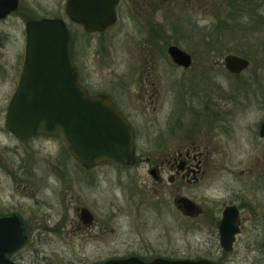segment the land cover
Wrapping results in <instances>:
<instances>
[{"label": "flooded vegetation", "instance_id": "flooded-vegetation-1", "mask_svg": "<svg viewBox=\"0 0 264 264\" xmlns=\"http://www.w3.org/2000/svg\"><path fill=\"white\" fill-rule=\"evenodd\" d=\"M68 3L69 0H0V104L5 98L8 100L5 112L0 105V132L21 142L47 136L17 137L7 126V115L24 69L30 23L48 18L63 20L70 34L72 59L81 84L92 95H108L134 130L133 162L105 161L86 167L76 160L78 167L84 173L94 174L101 166H116L125 174L146 162L147 173L155 181L152 189L155 195L161 196L168 190L173 224L176 226L178 222L180 227H188L189 234L194 236L201 234L197 237L198 249L178 253L170 238L169 243L160 248L161 243L148 239L145 230L133 231L140 237L138 241H130L127 227H100L94 201L90 200L89 206L75 204L71 207L74 195L72 198L68 195L66 201L61 197L59 203L55 194L50 203L55 212L50 207L47 212H38L17 201L13 208L4 209L0 199V217L18 218L24 227V240L20 244L14 231L13 239L8 241L2 239L0 230V264H103L110 260L150 263L157 259L202 264H264V80L258 74V69L264 68V61L254 74L242 76L254 61L253 56L264 55V42L257 43V48L251 47L252 40L264 30V0H119L117 20L105 30L95 32L87 31L83 24L69 16ZM122 12L143 22L142 30L148 35L143 45L147 46L146 52L156 58L163 51L176 67L186 71L187 80L179 83L188 92L198 94L193 99L185 95L186 89L177 91L178 86L173 85V104L166 124L159 121V114L150 116L148 112L131 111L128 98L121 103L120 98L125 96L122 81L93 82L79 63L76 26L84 36L106 35L120 21ZM164 12L169 14L172 23L169 32L157 23L158 15H165ZM179 36L199 41L191 42L189 48L177 42ZM162 38L170 40L163 49ZM243 39L249 42V47L241 48L237 43ZM206 40L217 45L208 47L212 42ZM171 47L188 54L190 64L176 62L170 54ZM212 54L223 57L217 66L234 78L230 89L219 81L214 86L215 91L212 86L199 84L207 73L208 64L198 56ZM228 56L246 58L249 64L233 72L226 63ZM145 67L148 73L142 75L137 86L135 103L155 104L156 98L162 95L155 81L150 80L155 60L146 61ZM147 146L158 154L143 159L141 153ZM53 163L57 170L52 174L57 177L61 166ZM27 168L30 166L26 161H19L15 166L18 172H26ZM138 176L146 182L145 176ZM13 177L17 189L27 191L25 194L31 197L28 184L25 187L24 181L17 183L14 172ZM155 185H162L159 188L162 193L157 192ZM71 210L74 215L70 218ZM14 223L9 222L4 227H17ZM68 225L70 228L65 229ZM64 231L75 232L77 238H82L78 233H86L83 239L92 246V255L81 249V245L77 251L76 247H71L67 255L64 250L62 253L53 250L51 245L64 243ZM46 245L51 248H45Z\"/></svg>", "mask_w": 264, "mask_h": 264}, {"label": "rangeland", "instance_id": "rangeland-1", "mask_svg": "<svg viewBox=\"0 0 264 264\" xmlns=\"http://www.w3.org/2000/svg\"><path fill=\"white\" fill-rule=\"evenodd\" d=\"M139 19L137 18V20ZM137 20L122 12L120 21L106 35L102 36L81 35L76 26V54L89 80L103 84L112 83L114 80L122 81L125 84L122 87L125 89L123 93L125 96L120 98L121 103H124L128 98L127 100L131 103L129 104L131 111L148 112L150 116L159 114V121L166 124V117L173 104V85L178 86L177 91L186 89L179 83L180 80L182 82L185 79L187 80L186 71L176 67L163 51L156 58L146 52L147 46L143 45L147 41L148 35L142 30V27H144L143 22ZM157 23H160V26L166 32H169L172 26L168 13L165 15L163 13L159 14ZM260 32L263 33L259 34L255 38L256 40H252V48H257V43L264 42V30ZM165 35L169 37L168 34L165 33ZM178 39L177 42L180 45L189 48L191 42L196 43L199 41L185 40L182 36H179ZM168 40V38L160 39L162 49ZM211 42L212 44L208 47L217 45V42ZM237 43L240 44L241 48L249 47V42L246 39L238 40ZM222 58V56L216 54L198 56L199 60L203 59L208 64L206 66L207 73L203 75L202 81L199 83L201 86L202 84L203 86H212L215 91L217 89L214 86L219 81L224 88H231L234 78L229 75V72L217 66ZM252 58L254 61L243 72L242 76L244 78L250 76L251 73L254 74L264 61V55L253 56ZM150 59L155 60V71L151 70L150 80L155 81L156 89L160 90L162 95L159 99L156 98L155 104H150L147 101L144 103L139 101L137 104L135 103L137 98L136 89L142 80V75L146 76L148 73L145 70V63L146 61L148 63ZM258 74L261 80H264V68L258 69ZM107 87L109 88V86ZM148 88L152 89V87ZM217 94L215 92L214 96ZM185 95L195 98L198 94L191 93L190 90L188 92L186 89ZM7 101L6 98L4 101L1 100L2 112L6 111ZM150 130L153 131V128L150 127ZM0 143V199L4 209L13 208L14 201H17L21 205L26 203L35 211L38 209V212H47L49 207L53 208L50 203L55 194L58 195L59 203L61 197H65L66 201L68 195L71 198L74 195L75 199L70 200L71 207H74L75 204L89 206L90 200L94 201L93 208L96 210L100 227H127L130 241H138L140 236L135 234V231L145 230L144 234L148 236V239L151 241L157 239L158 243H161L158 246L160 248L167 245L170 238L174 242L175 250L178 253L183 254L198 249L199 241H197V237L201 234L194 236L192 233L189 234L188 227H180L178 222L176 226L173 224L174 220L171 212L173 205L168 190L162 193V189H159L162 185H155L158 189L157 192L162 193L161 196L155 195L156 193L152 190L155 181L147 173L148 165L146 162L140 165L144 168L135 167L125 174L120 172L118 167L109 165L99 167L93 171L94 174H88L78 167L76 158L69 150L68 143L61 138L40 136L21 142L1 131ZM8 146L12 148L9 149ZM149 149L150 147L147 146L142 151L143 159L146 156L153 158L158 154ZM19 161L28 162L30 168H27L26 172H18L15 166L18 165ZM53 161L61 166V168H58L60 174L58 173L57 177L52 174L54 169L57 170L53 167ZM13 172L18 178L17 183L24 181L26 185H23L25 187L28 184V192L31 193V197L25 194L27 191L17 189L18 186L16 187ZM136 172L138 173L136 174ZM138 175L145 176L146 182H142ZM44 186L48 189H44ZM59 209H61L60 205L58 206ZM53 211L55 212L54 208ZM111 214L113 216L111 222H109ZM73 215L74 212L72 211L69 217L71 218ZM53 219L56 218L53 217ZM132 221L134 222L132 223ZM66 228H70V226L68 225ZM64 232L66 234L64 236L63 233L64 243L51 245L53 250L58 253H62L64 250L65 255H67L71 247H76L77 251L78 245H81L83 246L81 249H86L87 254L92 255V246L86 238L83 239L86 233H78L82 238H77L75 232ZM40 245H43V243H40ZM47 247L51 248L46 245L45 248Z\"/></svg>", "mask_w": 264, "mask_h": 264}, {"label": "water", "instance_id": "water-1", "mask_svg": "<svg viewBox=\"0 0 264 264\" xmlns=\"http://www.w3.org/2000/svg\"><path fill=\"white\" fill-rule=\"evenodd\" d=\"M119 0H69L67 13L89 32L102 31L117 20ZM170 54L180 64H190V56L177 47ZM228 68L239 72L249 61L238 56L226 58ZM7 126L19 138L44 134L69 142L74 157L86 167L105 161L125 164L135 160L134 130L105 94L92 95L81 84L72 59L70 34L61 19L30 23L27 56L17 90L7 115ZM11 219V220H9ZM16 219V220H15ZM9 222L17 227H4ZM14 217H0L1 237L23 242L24 227ZM103 264H202L137 260H110Z\"/></svg>", "mask_w": 264, "mask_h": 264}]
</instances>
